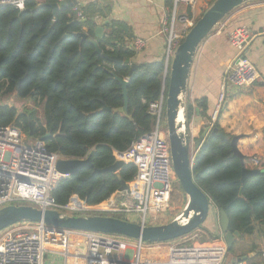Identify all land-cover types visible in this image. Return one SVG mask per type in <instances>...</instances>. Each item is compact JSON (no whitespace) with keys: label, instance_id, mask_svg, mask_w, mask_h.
<instances>
[{"label":"trees","instance_id":"1","mask_svg":"<svg viewBox=\"0 0 264 264\" xmlns=\"http://www.w3.org/2000/svg\"><path fill=\"white\" fill-rule=\"evenodd\" d=\"M57 2L30 1L24 10L0 5V93L32 98L44 107V122H40L35 113H19L15 107L0 104V127L16 126L28 136L32 131L33 138L44 140L48 150L63 159H90L91 167L59 179L52 196L60 205L72 198L99 205L116 195L122 183L132 184L137 175L133 164H124L116 173L95 170L114 165L115 154L126 152L139 140L150 141L147 135L152 131L153 117L148 111L162 93L165 61L137 64L131 73L136 51L126 45L131 35L123 23L111 20L103 26V37L96 39L95 30L100 26L97 19H106L100 7H83L86 19L79 22L67 9L54 18L47 5ZM167 6L173 8V0ZM90 39L97 40L101 55ZM116 55L131 63L117 65L106 59ZM115 76L128 80L127 115L117 111L124 107V96ZM234 96L228 97L216 120L206 127L210 131L193 162L196 184L226 213L231 232L239 233L227 253L226 264L245 237L254 236L258 230L264 234V172L242 183L243 169L250 170L249 160L254 155L244 156L242 164L234 156L230 140L217 135L222 131L230 139L235 137L219 124ZM198 104L204 110L202 117L211 122L207 99ZM192 114L187 101L188 125ZM101 215L125 220L120 214ZM255 250L252 246L250 252Z\"/></svg>","mask_w":264,"mask_h":264},{"label":"built area","instance_id":"2","mask_svg":"<svg viewBox=\"0 0 264 264\" xmlns=\"http://www.w3.org/2000/svg\"><path fill=\"white\" fill-rule=\"evenodd\" d=\"M30 1L42 3L44 0H0V5L24 10ZM65 1L58 0V3ZM173 1L171 20L165 26L169 38L164 75L175 49L196 23L187 11L178 14V9L185 5L193 14L197 0ZM71 14L79 22L86 19L80 4L72 7ZM252 39L253 32L249 27H238L230 33V44L237 51V59L228 69L210 125L225 107L230 90H246L264 80L247 56ZM145 46L146 41L140 38L131 43V49L136 52ZM148 112L153 117L152 131L147 135L150 141L147 143L141 139L126 152L115 154L117 161L133 164L138 169L129 185L131 191L118 192L99 205H87L76 198L66 205L58 204L52 196L55 184L59 179L70 176L57 171V164L63 158L50 152L44 140L30 137L16 126L0 127V209L11 205H31L77 216L111 213L120 214L134 223L156 225L158 219H163L171 209L172 187L177 179L167 134L164 86L159 99L150 104ZM249 168L264 172V157L253 156L249 160ZM73 237H82L84 241V249L77 254L70 252L77 248ZM197 237L191 235L178 239L161 259H143L141 255L146 245L140 241L69 230L58 232L44 223L22 222L0 233V264H45L48 255L55 253L52 250L57 248L64 250L66 258L77 259L76 264L226 263L228 247L223 237L206 244L196 243ZM159 245L162 244L152 245V248L156 251Z\"/></svg>","mask_w":264,"mask_h":264},{"label":"water","instance_id":"3","mask_svg":"<svg viewBox=\"0 0 264 264\" xmlns=\"http://www.w3.org/2000/svg\"><path fill=\"white\" fill-rule=\"evenodd\" d=\"M261 1L264 0H215L196 21L182 43L175 49L170 66L167 65L163 86L166 93V124L170 155L177 180L187 196V204L184 210L174 220L167 224L147 226L110 216H77L54 210H43L31 205H11L0 209V233L19 223L32 222L44 223L49 228H55L58 232L69 230L74 232L114 235L140 241L145 244H164L192 235L200 229L203 230L205 228L204 224L212 215L217 223L215 232L224 238L229 252L234 245L235 235L239 236V233H235L234 235L231 232L230 221L226 213L219 210L217 205L196 184L194 179V158L192 155L193 151L187 117L188 86L192 66L202 43L233 12L249 3ZM76 4L77 0H67L61 3L48 4L47 6L52 9L53 17L55 18L59 11L67 7H73ZM103 35L104 27H97L95 30L96 39L102 38ZM82 38L84 41L87 40V35L82 34ZM96 39H90V43L94 45L96 52L101 55L102 50L99 48ZM106 59L110 63L117 65L131 63L130 59H125L120 55L107 56ZM136 68L137 64H133L131 73ZM115 79L121 84L124 96V107L119 108L117 111L127 115L128 80L116 76ZM167 80L168 87L166 88ZM209 131V128L205 129L201 137L202 142L205 140ZM217 135L225 141L230 140L234 156L238 157L242 164H244V155L238 147L240 138L235 136L230 139V136L222 131L218 132ZM30 137H33L32 131ZM200 148L201 144L199 142L194 151L197 153ZM123 165L124 163L122 161H116L111 167L102 170L96 169L95 172L116 173ZM91 166L90 159H61L57 164V171L62 175H72L84 167ZM259 173L260 171L257 170L243 169L241 182L244 183L249 177ZM125 191L130 192L131 187L127 183H122L119 192Z\"/></svg>","mask_w":264,"mask_h":264},{"label":"crops","instance_id":"4","mask_svg":"<svg viewBox=\"0 0 264 264\" xmlns=\"http://www.w3.org/2000/svg\"><path fill=\"white\" fill-rule=\"evenodd\" d=\"M208 1L197 0L193 14L190 9L185 11L197 21L202 14L200 6ZM168 2L169 0H77V4L82 8L96 5L103 10L106 19H97L100 26L111 20L123 23L130 30L131 36L126 38L129 49L131 43L138 38L146 41V46L136 52V58L132 61L134 64L156 63L163 60L166 62L169 35L165 31V26L170 22L172 13V8L167 6ZM238 27H249L252 30L253 39L247 48V56L264 78V1H261L244 5L229 15L202 43L197 52L187 94V101L193 108L189 123L193 158L197 143L200 142L202 146L201 137L209 124V120L201 115L204 110L198 101L207 99V115L212 117L228 69L237 59V51L230 44L229 36ZM232 95L235 96L228 102L219 121L220 126L226 133L240 138L239 148L244 156L264 157V80L246 90L236 92L230 90L229 97ZM204 227L205 230H198L194 234L198 236L196 243L203 242V236L206 235V238L210 239L207 240L209 242L215 240V237H222L215 232L217 223L212 215ZM245 238L248 242L244 244L242 240L236 246V254L229 258V263L264 264L263 232L258 230L254 236ZM252 246L256 247L254 252H250ZM77 248L70 252L79 253L80 250ZM158 252H161V249ZM158 252L156 250V253ZM62 255L56 257L53 253L48 255L47 264H55L53 260L55 258L59 264L62 260L59 256ZM75 261L77 262V259L70 260L69 263L64 261V264H76Z\"/></svg>","mask_w":264,"mask_h":264},{"label":"rangeland","instance_id":"5","mask_svg":"<svg viewBox=\"0 0 264 264\" xmlns=\"http://www.w3.org/2000/svg\"><path fill=\"white\" fill-rule=\"evenodd\" d=\"M37 1H42V0H37ZM215 0H209L208 3L203 2L202 5L200 6L201 8V13L203 14L206 9L214 2ZM198 6V7H199ZM187 7H185V5H182L179 7L178 9V14H183L185 13ZM201 14V16H202ZM0 104L3 105H8L10 107H15L17 109V111L19 113H35L36 114V118L40 121V122H44V107L42 106L41 103H39L38 100H33L32 98H27V99H20L16 93H12L9 95H3L2 93H0ZM167 134H168V130H167ZM30 136V135H29ZM58 179V177H57ZM187 204V196L185 195V193L183 192L178 180H174V184L172 187V196H171V203H170V211L168 212V214H166V216L163 219H158V223L156 225H162V224H167L169 222H171L172 220H174L185 208ZM196 232H194L192 235H194ZM203 242H197V243H201V244H206V243H211L214 242L215 240H211L206 241V240H210L207 239L206 236H203ZM199 240V239H198ZM72 241L75 245V247H78V250H83L84 249V241L82 237H73ZM177 240L173 241V242H168L165 244H162L161 247L158 248L161 249V252H157L154 250V248H152V245H158L157 244H145V248L144 251L142 252L141 257L143 259H161L163 257V254H165L168 250V248L176 243ZM202 241V240H201ZM248 241H246V238H244L243 243L246 244ZM77 245V246H76ZM53 252V256H57L59 254H65L64 250L62 248H57L52 250ZM73 253V252H72ZM70 255V252H69ZM59 259H62L61 261H59V264H64L65 262H70V260L74 261L73 258L71 259V257H65L64 255L59 256ZM68 259V260H67ZM49 258L47 257L45 264L48 263ZM55 264H57V259H53ZM76 263V261H75Z\"/></svg>","mask_w":264,"mask_h":264},{"label":"flooded vegetation","instance_id":"6","mask_svg":"<svg viewBox=\"0 0 264 264\" xmlns=\"http://www.w3.org/2000/svg\"><path fill=\"white\" fill-rule=\"evenodd\" d=\"M58 3V2H57ZM51 4H54V3H51ZM65 9H67V10H69L70 11V14L72 13V7H67V8H65ZM64 9V10H65ZM52 15H53V11H52ZM72 15V14H71Z\"/></svg>","mask_w":264,"mask_h":264}]
</instances>
